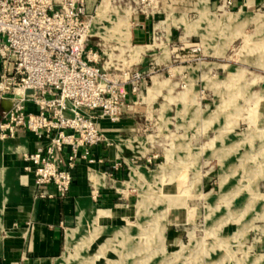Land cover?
<instances>
[{"label":"rangeland","instance_id":"1","mask_svg":"<svg viewBox=\"0 0 264 264\" xmlns=\"http://www.w3.org/2000/svg\"><path fill=\"white\" fill-rule=\"evenodd\" d=\"M224 1L144 9L104 0L96 10L101 41L126 64L140 59L129 37L140 9L163 15L164 37L152 41L164 44V61L149 73L133 124L110 139L121 171H107L100 188L114 197L93 212L116 217H79L71 249L48 264H264V0ZM0 264L32 263L3 255Z\"/></svg>","mask_w":264,"mask_h":264},{"label":"built area","instance_id":"2","mask_svg":"<svg viewBox=\"0 0 264 264\" xmlns=\"http://www.w3.org/2000/svg\"><path fill=\"white\" fill-rule=\"evenodd\" d=\"M101 1L0 0V100L11 103L0 113V139L23 128L40 141L22 153L40 199L64 197L76 164H94L92 149L111 145L100 122H119L143 102L155 67L126 64L114 54L117 46L101 41ZM157 2L135 0L144 9ZM140 12L149 17L157 11ZM29 103L37 110H28Z\"/></svg>","mask_w":264,"mask_h":264},{"label":"crops","instance_id":"3","mask_svg":"<svg viewBox=\"0 0 264 264\" xmlns=\"http://www.w3.org/2000/svg\"><path fill=\"white\" fill-rule=\"evenodd\" d=\"M255 3L256 0L251 4L248 0H232L230 6L243 8ZM133 20L129 37L136 48H141L137 49L139 66L146 67L150 62L160 65L164 61V44L153 42L152 39L159 32L164 37L163 15L135 16ZM140 104H137L133 111L126 112L119 122H100L105 135L110 139L121 135L122 129L133 124ZM10 105L8 98L0 100V113ZM27 109L37 110L32 103L27 105ZM5 143L11 147H4ZM38 144L40 141L23 128H18L13 138L0 140V167L3 170L0 203L6 198L0 210V233L5 231L7 235L5 241H0V256L5 255L7 261H19L26 256L32 264H48L52 259H56L67 247L69 230L78 227L79 207L89 204L93 211H97L98 203L106 204L114 197L110 191L97 186L92 173L98 169L99 164L102 165L105 179L107 171H112L113 178L119 176L121 171V163L118 161L120 157L117 153L112 156V147L98 144L92 149L96 159L94 164L88 165L85 161H80L72 169L75 179L64 197L40 199L34 195V177L23 169L27 163L22 159L23 152H32ZM123 162L127 164L124 159ZM88 175L92 182L89 181ZM104 178L102 180H105ZM76 224L77 227H74Z\"/></svg>","mask_w":264,"mask_h":264},{"label":"bare ground","instance_id":"4","mask_svg":"<svg viewBox=\"0 0 264 264\" xmlns=\"http://www.w3.org/2000/svg\"><path fill=\"white\" fill-rule=\"evenodd\" d=\"M109 0H105V2H108ZM103 2L104 0L101 1L100 5L97 6V9L98 12L101 13L102 11V6H103ZM108 13V12H107ZM130 16V15H129ZM102 18V17H101ZM131 18V17H130ZM121 21V20H120ZM130 22V21H128ZM120 24V22H119ZM122 25V24H121ZM132 25V24H131ZM120 27V26H119ZM118 28V26H117ZM121 30V29H120ZM117 31V30H116ZM123 32V30H122ZM125 32V31H124ZM131 33V32H129ZM126 35V34H125ZM128 36V35H127ZM121 37V35H120ZM129 38V37H128ZM124 39V38H123ZM126 42V41H125ZM131 44V43H130ZM140 48V47H139ZM138 48V50H139ZM132 51V50H131ZM135 51V50H134ZM136 52H137V49H136ZM133 53V52H132ZM111 56V55H110ZM133 56V55H132ZM136 56V55H135ZM0 140H3V139H0ZM122 140V139H121ZM124 141V140H122ZM126 141V140H125ZM4 147L7 146V147H11L10 144H3ZM133 168V167H132ZM134 169H135V174L137 176L140 177V175L142 176V174H140L139 171H141V168L139 166H134ZM92 176L93 178L96 180L97 182V186H101L102 185V179L104 178V171H103V168H102V165L99 164L98 165V169L96 171H94L92 173ZM105 179V178H104ZM106 181V179H105ZM142 204V203H141ZM79 217L80 218H91L94 222H97V223H100V224H106L107 222H109L110 220H114V218L116 217V214L112 211H101V212H98V213H94L93 212V209L91 208V206L89 204H85V205H81L79 207ZM83 227V226H82ZM74 232V231H73ZM74 240V234L72 232H68L67 233V247L69 249H71L72 247V242Z\"/></svg>","mask_w":264,"mask_h":264}]
</instances>
